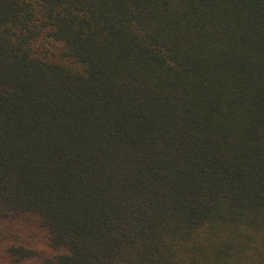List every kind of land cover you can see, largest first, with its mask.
Listing matches in <instances>:
<instances>
[{"label":"trees","instance_id":"16d2710c","mask_svg":"<svg viewBox=\"0 0 264 264\" xmlns=\"http://www.w3.org/2000/svg\"><path fill=\"white\" fill-rule=\"evenodd\" d=\"M0 239L264 264V0H0Z\"/></svg>","mask_w":264,"mask_h":264},{"label":"rangeland","instance_id":"374dc122","mask_svg":"<svg viewBox=\"0 0 264 264\" xmlns=\"http://www.w3.org/2000/svg\"><path fill=\"white\" fill-rule=\"evenodd\" d=\"M33 235V233H32ZM28 236V233L23 232L21 233V237L20 239H22L23 241H25V243L28 246H40V240L36 239L35 237L33 238H26ZM8 246V241L5 239H0V264H9V261L6 257V255L4 254V249ZM19 264H37L35 261L33 260H29V261H24L21 262Z\"/></svg>","mask_w":264,"mask_h":264}]
</instances>
